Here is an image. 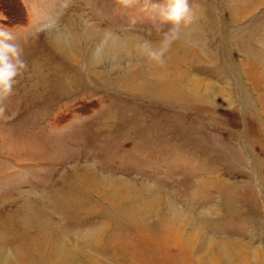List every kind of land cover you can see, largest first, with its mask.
<instances>
[{"label":"rangeland","instance_id":"1","mask_svg":"<svg viewBox=\"0 0 264 264\" xmlns=\"http://www.w3.org/2000/svg\"><path fill=\"white\" fill-rule=\"evenodd\" d=\"M189 4L0 2V264H264V0Z\"/></svg>","mask_w":264,"mask_h":264},{"label":"clouds","instance_id":"2","mask_svg":"<svg viewBox=\"0 0 264 264\" xmlns=\"http://www.w3.org/2000/svg\"><path fill=\"white\" fill-rule=\"evenodd\" d=\"M140 0H118L123 8H134ZM147 5L158 13L161 20L171 27L164 33L159 46L150 48L149 58L163 65L165 56L173 41L181 34L182 27L193 23L195 16L189 4V0H164L161 4L158 0H145ZM27 68L23 58V50L15 42L14 34L7 28L0 27V117L5 116V102L15 94V86Z\"/></svg>","mask_w":264,"mask_h":264},{"label":"trees","instance_id":"3","mask_svg":"<svg viewBox=\"0 0 264 264\" xmlns=\"http://www.w3.org/2000/svg\"><path fill=\"white\" fill-rule=\"evenodd\" d=\"M2 0H0V2H1ZM13 1V0H12ZM3 3V2H2Z\"/></svg>","mask_w":264,"mask_h":264},{"label":"bare ground","instance_id":"4","mask_svg":"<svg viewBox=\"0 0 264 264\" xmlns=\"http://www.w3.org/2000/svg\"><path fill=\"white\" fill-rule=\"evenodd\" d=\"M184 220V219H183Z\"/></svg>","mask_w":264,"mask_h":264}]
</instances>
